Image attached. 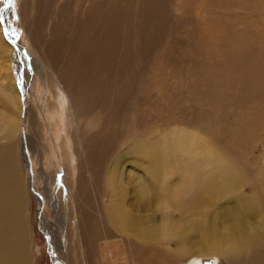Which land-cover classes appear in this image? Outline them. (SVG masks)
I'll return each mask as SVG.
<instances>
[{
  "label": "bare ground",
  "instance_id": "1",
  "mask_svg": "<svg viewBox=\"0 0 264 264\" xmlns=\"http://www.w3.org/2000/svg\"><path fill=\"white\" fill-rule=\"evenodd\" d=\"M159 1L161 5L169 6L171 10L168 12L175 17L174 20L190 23L195 18L193 23L205 28L203 36L198 35L199 46L206 49L201 62H208L214 78L210 75L200 80L197 70H193V78L187 87H175L176 97L171 107L174 112L168 113L171 108L166 99V102L162 101L166 104L162 119L168 120L172 114V122L167 124L172 126L163 125L162 129L159 125L148 132L141 96L133 97L132 102L124 101L127 106H133L128 108L133 109L128 119H114L117 101H114V107L108 104L109 99H114L112 95L118 87H103L107 79L102 76L108 77L113 72L115 62V26L121 22L115 24V10H128L131 6L133 22L156 24L161 18L167 20L156 14L160 8ZM77 3L74 20L80 31L77 41L83 42L81 46L85 44L86 58L77 52L72 55L67 79L65 76L62 80L65 87L56 79H53L55 87H49L55 99L67 103L72 114L77 106L89 120H86L80 135L76 126L78 120H72L75 151H70L69 144L64 141L59 143L63 161L68 160L70 164L64 176L71 195L63 205L66 208L62 215L66 221L67 237L71 234L75 238L80 229H86L96 240L102 237L99 229L103 227L105 230V225H108L109 232L121 237L122 248L126 250L125 259H133L137 254L135 264H155L154 255L159 257L155 246L167 249L172 239L178 245L168 250L165 259L168 264H204L202 258L207 255L215 258L211 264H218V257L224 254H227L229 264H264V188L258 187V172L251 171L245 159L253 138L264 135V106L251 103L252 98L261 99L264 95L262 37L235 32L236 23L227 20L224 11L220 13L215 9L216 5L224 9V0H132L127 6V2L124 6L115 0H78ZM237 6L244 7L243 0H238ZM126 30L122 34L123 48L120 47L128 54L134 33ZM12 51L3 39L0 26V100L5 107L0 115L3 118L0 141H4L0 142V264H33L30 228L26 221L27 193L16 141L22 128V99L18 90L20 81L13 71ZM212 60H215L213 67ZM46 70L47 66L45 70L41 69L46 83L50 84ZM70 73L79 77L78 81L73 80ZM213 84L216 86L209 87ZM227 84L231 87H225ZM238 84L243 87H238ZM162 88L159 87V91ZM102 94L108 96L100 98ZM236 96L243 101L235 107L238 110L232 111L229 106ZM222 106L224 111L220 110ZM206 107L208 116L204 117ZM49 110L57 113V104ZM133 116L138 119L129 120ZM115 121L121 126L124 121L126 125L118 144L115 141ZM118 154L124 156L126 164L136 163L135 167L140 168L137 177L123 171L121 167L126 164L118 166L114 162ZM82 156L86 161L85 170L80 167ZM138 160L142 163H137ZM89 183L101 190L98 194L101 201L97 198L99 217L91 212L87 194H83L86 206L82 208L80 205L81 186L84 188ZM246 183H256V187L253 186L250 194L239 193L235 205L224 213L225 225L220 226L214 218H209L206 211L209 202L240 192ZM131 194L134 196L130 197ZM158 196L164 198L163 208L155 205V211L149 212V198ZM159 211L161 217L156 221L154 213ZM176 211L178 217L174 216ZM74 249L71 250V258L67 254L65 264H79ZM55 253L52 251V263L64 264Z\"/></svg>",
  "mask_w": 264,
  "mask_h": 264
},
{
  "label": "rangeland",
  "instance_id": "2",
  "mask_svg": "<svg viewBox=\"0 0 264 264\" xmlns=\"http://www.w3.org/2000/svg\"><path fill=\"white\" fill-rule=\"evenodd\" d=\"M77 1L14 0L13 4L6 6L5 0H0V9H3L0 12V17L3 20V23L0 24L1 33L4 41L13 50V71L20 81L18 90L22 99L20 109V125L22 128L17 134L16 141L22 170V181L27 193L28 210H26V221L30 228V248L33 264H53L51 259L52 251L56 252V256L59 255L58 258L60 257L65 264L67 256L69 255L71 258V250L74 248L79 264H135L137 254H135L133 259H125L126 250L122 248L121 237L114 234V232H109L108 225H105V230H103V227L99 229L102 232V237H97L96 240L95 236L91 237L86 229L84 231L80 229L75 238L71 234L67 237V227L64 225L66 221L62 217L64 215V208H66L64 206L71 195L69 184L67 185L66 183L67 178L64 176L65 169L70 164L68 160L66 162L63 161L61 155L62 149L59 143L64 141L67 145L69 144L68 148L70 151H75L76 145L72 138L74 132L72 120H78L76 126L80 135V131L85 128L88 115L83 114V112L81 113L77 106L73 109L75 110L73 115L66 102L60 101L59 98H54L52 94L54 92L49 87H55L56 81L53 83V79L58 80L61 85L65 76L67 79L66 74L71 66L72 55L74 56L78 53L79 56L82 55L86 58L85 44L81 46L80 43L83 42L79 43L77 41L78 34H80L77 27L78 23L75 22ZM115 1L119 5L120 3L124 5L127 2L125 4L127 6L132 0ZM243 2L245 6L238 8V0H224V9L221 5H216L215 9L220 13L224 11V17L236 23L235 32H243L246 36H249L248 34L261 36L263 43H260V46L262 48L264 45V0H243ZM161 3L159 4L160 8H157L156 14L160 18H167V20L165 19L164 21L161 18V21L156 24L133 22L134 20L131 19L134 18L133 8H129L131 6H128V10H123L122 8L115 10V24L120 21L123 22L115 26L116 40L114 42V49L116 50V54L113 72L110 73V78L109 76H102L107 79V84L102 85L103 87H122L119 88L120 91L117 88L113 92L112 97L114 99H109V107L110 105L114 107L113 103L117 101L113 112L114 119L122 120L129 117V114H133L131 113L133 109L130 110L132 105L127 106L124 101L132 102L134 98L141 96L144 101L142 112L145 114L147 123L145 129L148 132L151 129L158 128L159 125L162 129L164 128L163 125L165 127L172 126L167 125L169 122H172V114H170L171 117L169 116L168 120L162 119L165 117L163 108L166 104L170 106L169 108L173 107L176 97L175 87H187L186 85L193 78V70H197V77L200 80L205 79L203 77H210V75L214 78L208 62H201V59H204L206 56V49L199 46V36H203L202 32H205V28L197 27V24L193 23L196 20L195 18L194 20L191 18L190 20L193 21L190 23H180L174 20L175 17L171 16L168 12L169 6L167 4L165 6L164 4L161 5ZM217 4L219 3L217 2ZM28 10L30 11L28 12ZM71 19L73 20L72 23ZM126 29L134 33L133 44L132 46L130 45L128 54H125L124 50L121 49V47L123 48L122 34L125 33L123 31ZM117 50H119L118 52L121 55L123 54L122 58ZM262 54L264 56V49ZM119 58H121V61ZM214 61L212 60L210 63L212 64ZM39 65L42 66L40 67ZM46 66L47 77L51 79L50 84L46 83L44 71H41V69L45 70ZM124 66L126 70H124ZM222 66L224 67V63H222ZM71 73L70 75H72ZM72 76L74 77L73 80L77 79L78 81L79 77ZM36 77L38 78L37 87L35 86ZM3 82L7 83V80ZM74 83L78 84L76 81ZM209 83L211 84L212 81L210 80ZM241 84L243 83L241 82ZM77 86L79 87V85ZM215 86L216 84L209 85V87ZM241 86L238 84V87ZM159 87L164 88L159 91ZM205 87L207 86L205 85ZM225 87L231 86L227 84ZM166 88L167 90H165ZM125 90L126 93H124ZM104 92L107 94L108 90L105 89ZM106 94H102L100 98L107 97L108 95L105 96ZM163 99L167 100V102L165 100L166 104H163ZM242 101L236 96L234 102L229 106L230 109L232 108V111L233 109L238 110L235 107ZM251 103L264 106V95L261 99L256 98L254 100L252 98ZM56 104L58 112L53 113L49 109H51L52 105ZM222 107L220 110L224 111V106ZM171 109L168 110V113L174 112ZM4 111V102L0 100V115ZM207 111L208 108L206 107L204 117L208 116ZM1 119L3 118L0 117V124ZM136 119L133 116L129 120L136 121ZM122 123L125 124L124 121ZM114 124L115 141L118 144V138L122 134V131H126V125L122 124L121 126V123L118 121H115ZM0 142L3 143L4 141ZM250 144V150L245 158L246 164L251 171L258 172V187L263 189L264 135L262 134V137L256 136ZM80 149L82 150V147ZM122 152L124 151H120V153ZM115 154L116 152L113 151V155ZM119 154L116 156L114 162L118 166H123L126 164V159L123 155ZM25 158H28L30 161L31 175L28 164L26 165L27 160H24ZM77 158L80 159L79 155ZM82 158L83 163L80 167L82 170H85L87 168L85 165L86 161L83 156ZM74 163L76 164V160ZM137 163L142 162L138 160ZM135 165L136 163L134 162L131 165L126 164L121 168L124 172L132 173L134 177H137L136 174L140 172V168L135 167ZM125 180L122 182H125ZM253 186L256 187V183L253 185L252 183H246L240 188V192H234L224 197H217L209 202L206 205L209 218H214L220 226L225 225L224 213L235 205L239 193L240 195L250 194ZM100 191L95 185L93 187L91 183L84 188L81 186L82 198L80 205H82V208L86 206L83 194H87L90 210L95 217H99L97 204L101 198L98 196V194H101ZM131 196L133 197L134 194H131ZM102 198H104V201L106 200L105 196ZM163 203L164 198L158 196L154 199L150 197L149 205L151 209L149 212L154 210L155 205L163 208ZM159 213L160 211L157 214L154 213L156 221L161 217ZM174 216L178 217V211L174 212ZM168 245L167 249L159 245L155 246V253L159 255L158 258L156 254L154 255L155 264H168L165 260L167 252L176 248L178 244L177 241L172 239L168 242ZM92 256H95V259ZM202 259L204 264H211L215 260L213 255L204 256ZM217 263L229 264L227 254L219 256Z\"/></svg>",
  "mask_w": 264,
  "mask_h": 264
},
{
  "label": "snow or ice",
  "instance_id": "3",
  "mask_svg": "<svg viewBox=\"0 0 264 264\" xmlns=\"http://www.w3.org/2000/svg\"><path fill=\"white\" fill-rule=\"evenodd\" d=\"M14 3V0H5V5L8 6V5H11ZM3 9H0V12H2ZM3 23V20H2V17H0V24Z\"/></svg>",
  "mask_w": 264,
  "mask_h": 264
},
{
  "label": "water",
  "instance_id": "4",
  "mask_svg": "<svg viewBox=\"0 0 264 264\" xmlns=\"http://www.w3.org/2000/svg\"><path fill=\"white\" fill-rule=\"evenodd\" d=\"M27 164H28V169H29L30 175H31V164H30V161L28 158H27ZM40 212H41V210H40Z\"/></svg>",
  "mask_w": 264,
  "mask_h": 264
}]
</instances>
